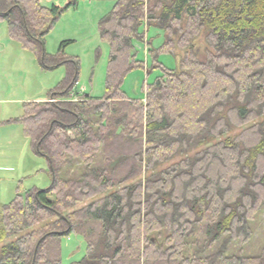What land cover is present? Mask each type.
I'll use <instances>...</instances> for the list:
<instances>
[{
  "label": "trees",
  "instance_id": "1",
  "mask_svg": "<svg viewBox=\"0 0 264 264\" xmlns=\"http://www.w3.org/2000/svg\"><path fill=\"white\" fill-rule=\"evenodd\" d=\"M79 1L0 0L13 40L44 69L68 65L51 90L57 100L25 102L10 120L48 159L53 183L0 205V264H64L72 235L86 251L69 264H264V244L245 252L264 211V0H117L99 22L110 47L101 97L76 92L73 40L46 51V36ZM150 29L163 35L158 46ZM146 41L162 74L145 102L122 85L145 68L136 44ZM178 49L175 68L159 60Z\"/></svg>",
  "mask_w": 264,
  "mask_h": 264
},
{
  "label": "rangeland",
  "instance_id": "2",
  "mask_svg": "<svg viewBox=\"0 0 264 264\" xmlns=\"http://www.w3.org/2000/svg\"><path fill=\"white\" fill-rule=\"evenodd\" d=\"M73 1L41 0L46 6L56 4L61 7ZM116 1L80 0L78 7L69 9L46 36V51L51 54L58 52L63 41L73 40L66 47V54L80 59V79L76 86V92L80 95L91 94L101 97L106 93L110 47L101 39L99 22L112 10ZM159 33L160 35H157ZM152 35L155 36V46L163 42V35L159 30H147V36L152 37ZM147 42L146 45L136 44L138 57L145 61V68L131 71L122 85L130 97L142 98L145 102L146 86L162 74L160 68H152ZM206 45L203 36L197 39L196 48L200 50L201 56ZM177 53V58L164 53L160 55L159 60L168 68H175L184 52L178 49ZM67 67L68 65L65 64L52 70L44 69L33 52L10 38L7 22L0 21V205L12 201L19 189L25 194L30 189H46L53 183L48 159L34 150L31 140L24 134L22 124L10 120L23 115L24 101L50 97L51 90L65 78ZM263 119L260 118L256 122ZM243 129L244 127L235 128L217 141L234 137ZM195 152L191 151L189 155ZM182 157L177 156L160 168ZM254 229L253 238L246 244L245 252L259 255L264 244V211ZM7 242L0 244V249ZM242 245L236 243L234 251L238 253ZM85 251L86 243L79 236L72 235L69 239H65L64 264L82 258Z\"/></svg>",
  "mask_w": 264,
  "mask_h": 264
},
{
  "label": "crops",
  "instance_id": "3",
  "mask_svg": "<svg viewBox=\"0 0 264 264\" xmlns=\"http://www.w3.org/2000/svg\"><path fill=\"white\" fill-rule=\"evenodd\" d=\"M11 38V37H10ZM12 39V38H11ZM48 100H50V97H48V98H44V99H33L32 101H36V102H46V101H48ZM25 102H31V100H29V101H24L23 103H25Z\"/></svg>",
  "mask_w": 264,
  "mask_h": 264
},
{
  "label": "built area",
  "instance_id": "4",
  "mask_svg": "<svg viewBox=\"0 0 264 264\" xmlns=\"http://www.w3.org/2000/svg\"><path fill=\"white\" fill-rule=\"evenodd\" d=\"M75 97V99H78V97L76 95H73ZM50 101H55V99H51Z\"/></svg>",
  "mask_w": 264,
  "mask_h": 264
},
{
  "label": "water",
  "instance_id": "5",
  "mask_svg": "<svg viewBox=\"0 0 264 264\" xmlns=\"http://www.w3.org/2000/svg\"><path fill=\"white\" fill-rule=\"evenodd\" d=\"M42 240V239H41ZM41 242V241H40Z\"/></svg>",
  "mask_w": 264,
  "mask_h": 264
}]
</instances>
